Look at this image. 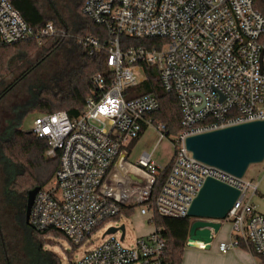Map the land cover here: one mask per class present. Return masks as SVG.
<instances>
[{
  "label": "built area",
  "instance_id": "2783aa9c",
  "mask_svg": "<svg viewBox=\"0 0 264 264\" xmlns=\"http://www.w3.org/2000/svg\"><path fill=\"white\" fill-rule=\"evenodd\" d=\"M256 2L85 0L82 13L104 26L108 36L104 43L92 36L77 41L89 55L107 54L108 73L92 77L91 94L79 117L58 111L34 121L32 132L49 144L46 157L59 159L53 180L40 187L33 202L34 229L56 230L73 247H81L124 207L137 205L143 216L156 212L186 218L206 179L214 178L241 192L221 221L230 223L232 239L220 243L219 251L245 247L257 264H264V214L252 201L259 186L197 160L185 145L190 136L264 120V15ZM123 36L166 43L123 50ZM67 37L53 22L34 31L9 0H0V45L29 39L41 45L49 38ZM143 64L158 67L165 91L177 96L182 112L171 169L155 198L164 168L147 152L137 164L128 161V148L144 125L156 128L159 142L169 137L166 124L151 117L161 109L154 95L125 96L144 81ZM126 237L122 240L121 232L104 235L75 264H171L165 261L166 240L157 228L129 245L124 244Z\"/></svg>",
  "mask_w": 264,
  "mask_h": 264
},
{
  "label": "trees",
  "instance_id": "16d2710c",
  "mask_svg": "<svg viewBox=\"0 0 264 264\" xmlns=\"http://www.w3.org/2000/svg\"><path fill=\"white\" fill-rule=\"evenodd\" d=\"M20 12L26 23L34 30H42L49 22L65 29L69 37L49 38L41 45L36 39L5 46L0 45V103L19 86L27 81L47 62L58 58L63 60L54 67L45 80H36L29 85L27 101L13 109V118L6 120L0 130V164L5 176L0 194V264H62L61 259L46 249V236H64L56 230L40 232L26 223L27 199L30 190L48 185L59 168V159L46 157L49 144L39 139L32 131L25 132L19 121L24 111L39 115L66 111L71 119L79 117L85 110L86 100L91 94V79L97 73H108L105 52L89 55V49L79 45L77 38L92 36L101 42L107 40L104 26L97 25L82 13L85 0H9ZM256 8L264 15V2L257 0ZM166 43L161 38H121V47H161ZM33 59H37L33 64ZM21 61L28 69L19 78L10 81L14 75V64ZM145 79L138 86L125 92L127 99L143 95H154L161 104L159 112L151 117L156 123L167 126L168 136H177L182 131V112L177 96L167 93L160 79L156 65L143 64ZM18 117V118H17ZM147 126L138 139L143 135ZM130 147V146H129ZM172 161L159 174L153 198L157 197L170 172ZM28 178L29 185L20 189L19 181ZM137 205L124 207L121 213L109 222H119L122 217H131ZM149 220L166 240L165 261L182 264L187 246L192 219L164 217L156 212ZM20 243L18 249L11 248L7 233ZM4 236V239H3ZM6 237V242H4ZM79 247H74L72 255Z\"/></svg>",
  "mask_w": 264,
  "mask_h": 264
},
{
  "label": "water",
  "instance_id": "95a60500",
  "mask_svg": "<svg viewBox=\"0 0 264 264\" xmlns=\"http://www.w3.org/2000/svg\"><path fill=\"white\" fill-rule=\"evenodd\" d=\"M185 145L197 160L244 178L251 165L264 162V120L190 136ZM39 189L36 187L28 193L26 223L29 226L30 211ZM240 193L231 185L207 178L188 211L192 224L187 245L209 249L222 226L221 221L227 218ZM118 232L124 240V225L109 228L105 236Z\"/></svg>",
  "mask_w": 264,
  "mask_h": 264
},
{
  "label": "rangeland",
  "instance_id": "374dc122",
  "mask_svg": "<svg viewBox=\"0 0 264 264\" xmlns=\"http://www.w3.org/2000/svg\"><path fill=\"white\" fill-rule=\"evenodd\" d=\"M62 60L63 56L61 53L58 58L55 57V59H50L45 66L38 69L27 81L21 83V85H19L12 92V94L7 96L0 103V130L5 126L6 120L13 118V109L15 107L22 106L27 101L29 85L33 84L36 80L47 79L54 70V67ZM36 61L37 59H33V64H35ZM28 68V65L25 66L21 61L14 64V75H12L10 81L19 78V76H21ZM38 115L39 114L36 112L25 113L24 111L19 115V121L21 122V126L25 132L32 131L34 121ZM174 142L175 138L173 135L159 142V135L156 128L148 126L144 130L140 139L135 143L133 148L130 149V152H128V161L132 164H137L141 155L147 152L152 154V159L158 166L165 168L170 164L175 156ZM4 179L3 165L0 164V194L2 192L1 187L4 183ZM244 179L256 185H260L258 190L259 196L255 202L260 205V201H263L264 204V162L261 164L251 165L246 172ZM28 185V178H25L19 181L18 186L23 190ZM250 194L251 192H249V195ZM122 225H125L127 230V237L124 241L125 245H129L134 241V239L139 238L142 234H148L155 227L149 222L147 217H143L140 214V208L137 207L129 220L123 218L119 222L112 221L107 223L93 234L90 242H87L83 246L79 247L72 253V255L69 254V252H72L74 247L69 243L65 236H46L45 239L48 240L46 249L55 253L61 259L62 264H75L85 253L93 250L103 242V236L109 228L121 227ZM7 239L9 240L11 248L18 249L20 247L19 241L10 235V231L7 233ZM4 242H6V237Z\"/></svg>",
  "mask_w": 264,
  "mask_h": 264
},
{
  "label": "crops",
  "instance_id": "0c3cea01",
  "mask_svg": "<svg viewBox=\"0 0 264 264\" xmlns=\"http://www.w3.org/2000/svg\"><path fill=\"white\" fill-rule=\"evenodd\" d=\"M135 143L136 142L130 145V147L128 148L129 152L130 149L133 148ZM257 185L260 186L259 184ZM258 196L259 195L257 192V194L254 195L252 201L254 202V204L257 205L259 212L264 214L263 201L262 202L260 201V205L255 202ZM131 217L124 216L121 218V220L123 218L129 220ZM143 217H147L148 220L151 219V215H147ZM155 231H156V227H154V229L148 234H142L139 238L147 237L150 234L154 233ZM126 235H127V230H126ZM231 239H232L231 225L229 222H224L222 223L219 232L214 236V240L209 249H205L202 247H198V248L190 247L187 245L184 249L182 264H257L259 263L258 259L255 257L253 252L245 247L232 249L225 254L221 253L219 251L220 243L229 242Z\"/></svg>",
  "mask_w": 264,
  "mask_h": 264
}]
</instances>
